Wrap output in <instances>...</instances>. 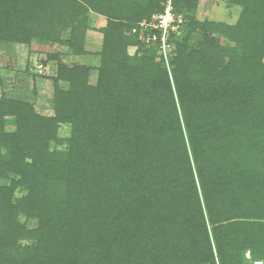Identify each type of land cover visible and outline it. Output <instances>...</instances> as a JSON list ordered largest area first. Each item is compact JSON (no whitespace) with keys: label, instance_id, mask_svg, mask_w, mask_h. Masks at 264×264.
<instances>
[{"label":"trees","instance_id":"trees-1","mask_svg":"<svg viewBox=\"0 0 264 264\" xmlns=\"http://www.w3.org/2000/svg\"><path fill=\"white\" fill-rule=\"evenodd\" d=\"M199 2L165 58L140 26L165 0H0V45L52 84L49 113L0 94V264H264V0Z\"/></svg>","mask_w":264,"mask_h":264},{"label":"rangeland","instance_id":"rangeland-1","mask_svg":"<svg viewBox=\"0 0 264 264\" xmlns=\"http://www.w3.org/2000/svg\"><path fill=\"white\" fill-rule=\"evenodd\" d=\"M240 8L236 5H230L228 0H200L196 12L199 19H209L214 21H223L227 23H234L238 17ZM99 17L96 20V26L100 24ZM86 47L90 51H96L100 46V35L97 32H89L87 34ZM45 51L59 50L61 53L67 54L64 47L50 46L48 43L40 45L39 49ZM134 48H129L132 53ZM26 48L17 46L15 44L0 45V94H4L10 98L24 99L33 102L38 111L42 113H49L51 111V97L52 84L49 79L34 80L30 72L24 71L26 65ZM45 53V52H44ZM44 53L37 56L29 57L32 63V70H37L36 66L41 65V60L44 58ZM73 60L86 63L95 64L96 60L93 55L86 57L73 56ZM64 60L71 61L70 56H65ZM42 66L43 74L52 75L54 73V64L48 63ZM95 79V73L91 75V81ZM69 133V126L62 125L60 128V135L65 136Z\"/></svg>","mask_w":264,"mask_h":264},{"label":"built area","instance_id":"built-area-1","mask_svg":"<svg viewBox=\"0 0 264 264\" xmlns=\"http://www.w3.org/2000/svg\"><path fill=\"white\" fill-rule=\"evenodd\" d=\"M174 0H165L163 10L159 13L153 14L149 21L140 23V26L144 29L152 27L159 31V34H153L151 41L159 40L161 50L166 58L170 51L173 49L168 42V38L171 32L178 30L179 24L182 22L181 15H175L174 13ZM42 66H38V72L42 73Z\"/></svg>","mask_w":264,"mask_h":264}]
</instances>
